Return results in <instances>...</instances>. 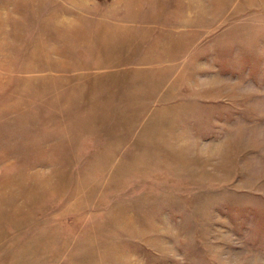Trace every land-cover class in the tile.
Wrapping results in <instances>:
<instances>
[{"label":"rangeland","instance_id":"374dc122","mask_svg":"<svg viewBox=\"0 0 264 264\" xmlns=\"http://www.w3.org/2000/svg\"><path fill=\"white\" fill-rule=\"evenodd\" d=\"M0 264H264V0H0Z\"/></svg>","mask_w":264,"mask_h":264}]
</instances>
